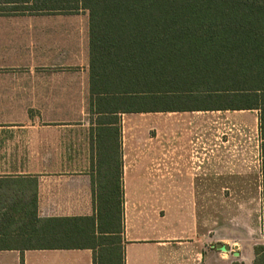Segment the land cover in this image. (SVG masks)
I'll list each match as a JSON object with an SVG mask.
<instances>
[{
    "label": "crops",
    "instance_id": "0c3cea01",
    "mask_svg": "<svg viewBox=\"0 0 264 264\" xmlns=\"http://www.w3.org/2000/svg\"><path fill=\"white\" fill-rule=\"evenodd\" d=\"M78 89L88 93L89 108L86 11L0 12V218L8 210L21 222L30 216L95 217L101 189L109 186H119L123 200L119 233L95 232V240L70 247L13 244L4 237L12 245H0V264H222L226 252L237 261L238 246L206 248L196 230L185 237L174 230L161 242L155 228H140L131 210L132 188L204 185L205 157L190 149L192 133L171 131L163 158L152 141L127 161L121 114L118 132L98 130L97 116L77 113ZM195 111L226 110L163 113ZM23 229L17 222L0 224V236ZM257 246L264 249L253 246L252 264L264 257Z\"/></svg>",
    "mask_w": 264,
    "mask_h": 264
},
{
    "label": "trees",
    "instance_id": "16d2710c",
    "mask_svg": "<svg viewBox=\"0 0 264 264\" xmlns=\"http://www.w3.org/2000/svg\"><path fill=\"white\" fill-rule=\"evenodd\" d=\"M80 10L88 15L89 113L97 116L98 130L118 132L122 113L258 111L264 235V0H0V12ZM101 190L95 217L21 222L5 211L1 225L25 229L0 239L70 247L95 240V232L119 233L121 189ZM254 264H264V257Z\"/></svg>",
    "mask_w": 264,
    "mask_h": 264
},
{
    "label": "rangeland",
    "instance_id": "374dc122",
    "mask_svg": "<svg viewBox=\"0 0 264 264\" xmlns=\"http://www.w3.org/2000/svg\"><path fill=\"white\" fill-rule=\"evenodd\" d=\"M76 93L78 115L88 116V93L80 89ZM120 126L126 151L131 153L127 161L135 151H148L152 141L163 158L171 147L167 143L171 131L191 132L195 144L190 142V149L205 157L203 186L132 188L130 207L140 228H155L161 242L174 230L184 237L196 230L206 248L217 243L231 249L238 246L237 261L226 252L222 264H252L248 253L254 245H264L257 111L128 113L120 115Z\"/></svg>",
    "mask_w": 264,
    "mask_h": 264
},
{
    "label": "water",
    "instance_id": "95a60500",
    "mask_svg": "<svg viewBox=\"0 0 264 264\" xmlns=\"http://www.w3.org/2000/svg\"><path fill=\"white\" fill-rule=\"evenodd\" d=\"M217 247L218 248H220V249H223V250H227V249H229V247L228 246H226V245H222V244H217Z\"/></svg>",
    "mask_w": 264,
    "mask_h": 264
}]
</instances>
